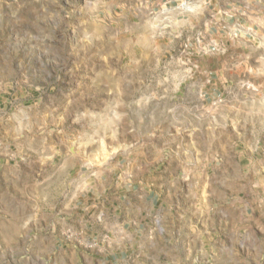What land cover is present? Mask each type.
Wrapping results in <instances>:
<instances>
[{"label":"rangeland","instance_id":"obj_1","mask_svg":"<svg viewBox=\"0 0 264 264\" xmlns=\"http://www.w3.org/2000/svg\"><path fill=\"white\" fill-rule=\"evenodd\" d=\"M172 12L143 0H0V141L17 154L0 166V264H264L262 191L244 176L255 152L239 160L218 147L224 118L208 133L198 118L197 183H172L180 201L198 189L195 235L177 210L164 224L161 210L113 209L119 184L139 195L164 164L191 167L178 159L190 122L179 115L190 85L204 84L208 48L177 37Z\"/></svg>","mask_w":264,"mask_h":264},{"label":"crops","instance_id":"obj_2","mask_svg":"<svg viewBox=\"0 0 264 264\" xmlns=\"http://www.w3.org/2000/svg\"><path fill=\"white\" fill-rule=\"evenodd\" d=\"M143 7L151 11L157 7L172 8V24L176 36L188 40L201 39L205 43L204 47L208 48L205 51L207 57L200 62L198 68L205 81L199 90L197 85H190L189 106L184 107V111L179 115L180 118L190 119L188 129L184 128L189 137L181 141L183 146L181 149L189 153L178 156L180 162L188 157L191 166L188 173L182 174L180 170V173L172 174L170 169L165 167V162L160 156L158 161L162 160L161 163L164 165L159 170V176H146L150 184L155 182L160 185L155 186L154 183L153 187L143 188L141 194L137 195L129 184L125 186L119 184L118 198L113 209L118 210L119 215L122 210H148V212L161 210L163 214L160 220L164 224L167 213L177 210L174 219L178 218V223L182 219L188 222L189 234L191 237L192 234L195 235L198 215L202 213L199 210L198 189L193 186L192 190L189 185L191 191L189 198L180 201L181 193L186 195L185 190L172 183H192L193 179L197 183V173L194 172L198 161V118L205 119L206 122L202 127L205 128L206 133L215 129L216 119L224 118L226 121L223 125L225 128L223 134L226 136L216 141L218 147L221 150L234 151L239 160L249 156L247 152H255L253 169L251 170L249 165V169H245L244 176L253 173L257 177L255 182L262 191L258 198L257 210H260L258 222L260 227L264 226V0H143ZM236 27L240 30L235 35L233 32ZM201 49L194 47L191 41L187 50L191 54H198L203 53ZM199 101L203 105L200 113ZM215 106L224 108V113L215 110ZM5 144L6 142L0 141V166L5 160H2V157L11 158L17 155H13L14 151L7 153ZM50 174L41 180L48 181L53 172ZM127 177H129L127 181L135 183L132 176ZM167 182L170 185H167ZM220 182L225 184V178L223 177ZM212 183L215 181L209 178L205 186V200L208 203L204 215L206 221L211 219L208 217L214 216V211H209L214 210L209 206L213 193ZM221 186L222 189L225 188L224 185ZM223 192L226 196V191ZM44 198L42 193H38L37 203ZM157 198L160 200L158 206L155 205ZM50 204L53 206L52 203ZM228 206L220 209L222 210L219 214L220 218H229ZM40 207L37 205L36 209ZM45 210L50 208L46 206ZM181 210L189 211L181 212ZM124 223L126 220L122 221V226ZM192 226L195 228L192 229Z\"/></svg>","mask_w":264,"mask_h":264},{"label":"built area","instance_id":"obj_3","mask_svg":"<svg viewBox=\"0 0 264 264\" xmlns=\"http://www.w3.org/2000/svg\"><path fill=\"white\" fill-rule=\"evenodd\" d=\"M239 30H240V28H239V27H236V30H235V32H233V34L236 35V33H237Z\"/></svg>","mask_w":264,"mask_h":264}]
</instances>
